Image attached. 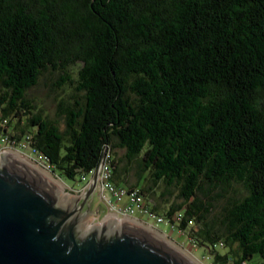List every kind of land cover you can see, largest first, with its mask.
<instances>
[{
  "label": "trees",
  "instance_id": "1",
  "mask_svg": "<svg viewBox=\"0 0 264 264\" xmlns=\"http://www.w3.org/2000/svg\"><path fill=\"white\" fill-rule=\"evenodd\" d=\"M74 66L62 130L27 92L46 72L71 84ZM4 120L12 146L30 136L59 177L106 152L116 185L151 209L152 185L176 187L164 215L182 213L176 229L213 264H264V0H0Z\"/></svg>",
  "mask_w": 264,
  "mask_h": 264
},
{
  "label": "water",
  "instance_id": "2",
  "mask_svg": "<svg viewBox=\"0 0 264 264\" xmlns=\"http://www.w3.org/2000/svg\"><path fill=\"white\" fill-rule=\"evenodd\" d=\"M105 155L73 203L41 171L0 157V264H194L130 220L91 223Z\"/></svg>",
  "mask_w": 264,
  "mask_h": 264
},
{
  "label": "rangeland",
  "instance_id": "3",
  "mask_svg": "<svg viewBox=\"0 0 264 264\" xmlns=\"http://www.w3.org/2000/svg\"><path fill=\"white\" fill-rule=\"evenodd\" d=\"M77 70V66H74L71 69V79H73L71 84L67 82L62 86H60L59 84L65 77L63 74H59L57 72H46L40 78L38 84L29 89L27 92L28 99L32 102V104L37 109L42 110V113L45 116H48L50 119L57 121L62 130H65L66 128V120L65 116L60 113V108L58 107L59 102L71 100V98L76 94L78 79ZM9 129H12V127H10ZM8 149H11V151L8 153L14 155L34 169L44 172L46 174V177L48 176L49 178L50 176L49 180L54 182V184L68 196L72 203L77 196L76 194L78 193V190H81L87 184V180H82L80 176H77L75 179H71L67 177H59L50 171H45L40 166L42 165L41 163L37 164L38 162L35 161L36 159L34 158L35 155L29 148L20 150L15 147H8ZM1 150L2 148L0 149V151ZM1 152L4 154V149ZM111 153L112 155H114L117 165L121 166V168L126 166L125 150H123L122 148H116ZM3 154H0V157ZM127 169H129V171H127L124 176L126 179L129 178L133 183V181L135 180V172L132 167H127ZM90 177L91 176H89L88 180L90 179ZM152 186L153 192L151 193L146 191V195L148 202L150 203V205L155 206L157 212L164 214L166 211H168L170 206H172L173 204H179L181 202V198L178 195V189L176 187L168 188L163 182L154 184ZM237 187L239 188V186ZM237 187L231 189L230 194H236L235 192L238 190ZM105 196L109 199H112L114 202L116 201L115 197L109 192H105ZM95 201H98L97 195ZM103 206L107 207L104 203ZM110 212L111 211L107 208L105 209V213L103 215L96 216L94 214H91L90 221L94 223L101 222L103 219H107L110 216ZM140 218L147 221L148 223H153V221H148L145 216ZM198 227L200 226L195 225L196 229ZM148 230L163 239L168 244H174L179 250L175 248V246H171L179 252L180 250L184 251L180 253L194 264H211V262L213 261V257L208 256V251L203 247L200 248L197 245L193 244V240H191L190 234L186 233L185 231L170 229L163 224L155 225L154 230ZM190 230L191 229L189 228L188 232H190Z\"/></svg>",
  "mask_w": 264,
  "mask_h": 264
},
{
  "label": "built area",
  "instance_id": "4",
  "mask_svg": "<svg viewBox=\"0 0 264 264\" xmlns=\"http://www.w3.org/2000/svg\"><path fill=\"white\" fill-rule=\"evenodd\" d=\"M6 124L7 120L0 122V149H4V153L11 151V149H8V147L14 148L10 143L8 134L3 131V128H6ZM29 143L30 136H26L21 141L19 149H32L29 147ZM1 151L0 154H3ZM31 151L35 155L34 158L36 159L35 161L38 162L37 164L41 163L42 165L40 166L42 169L52 172L48 158H46V156L43 154L38 153L35 149H32ZM95 171L96 169H93L90 172L84 173L82 175L81 179L85 181L87 180L86 185L91 182V178ZM89 176L91 177L88 180ZM86 185L81 190H78V192L81 193L83 190H85ZM97 190L99 192L97 196L98 202L106 204L107 208L111 211L108 218L116 217L118 219L130 220L138 225L140 224L143 227H150L153 230L155 229V225L159 224H163L170 229H176L177 224L182 220L183 216L180 212H177L173 218H169L166 215L151 209L146 203L145 195L138 188L130 189L116 185L113 180V171L110 160L107 159V156L100 167V176ZM105 192L111 193L115 197L116 201L114 202L112 199L107 198L105 196ZM144 216L148 221H153V223H148L147 221L140 218ZM190 224H192V221H190ZM211 264L213 263L211 262Z\"/></svg>",
  "mask_w": 264,
  "mask_h": 264
},
{
  "label": "flooded vegetation",
  "instance_id": "5",
  "mask_svg": "<svg viewBox=\"0 0 264 264\" xmlns=\"http://www.w3.org/2000/svg\"><path fill=\"white\" fill-rule=\"evenodd\" d=\"M77 194H80V193L78 192ZM95 200H96V196L94 197V201H93V210L95 211V209H99V214L96 215V216H99L101 211H103L104 209H107V207H104L103 203L98 202V201L96 202ZM91 223H94V222H91Z\"/></svg>",
  "mask_w": 264,
  "mask_h": 264
},
{
  "label": "bare ground",
  "instance_id": "6",
  "mask_svg": "<svg viewBox=\"0 0 264 264\" xmlns=\"http://www.w3.org/2000/svg\"><path fill=\"white\" fill-rule=\"evenodd\" d=\"M146 228L151 229L150 227H146ZM151 230H153V229H151ZM170 245L175 246V245L172 244V243H170ZM175 248H177V247L175 246ZM177 249H178V248H177ZM178 250H179V249H178ZM180 252H184V251L180 250ZM187 256H188V255H187Z\"/></svg>",
  "mask_w": 264,
  "mask_h": 264
},
{
  "label": "crops",
  "instance_id": "7",
  "mask_svg": "<svg viewBox=\"0 0 264 264\" xmlns=\"http://www.w3.org/2000/svg\"><path fill=\"white\" fill-rule=\"evenodd\" d=\"M122 184V183H121ZM123 186L128 187V181L123 183ZM158 230V229H157ZM160 231V230H159Z\"/></svg>",
  "mask_w": 264,
  "mask_h": 264
}]
</instances>
